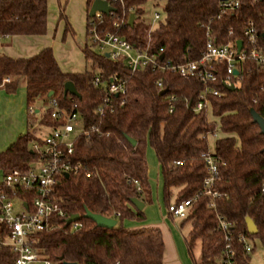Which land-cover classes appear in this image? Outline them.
<instances>
[{
    "label": "trees",
    "instance_id": "1",
    "mask_svg": "<svg viewBox=\"0 0 264 264\" xmlns=\"http://www.w3.org/2000/svg\"><path fill=\"white\" fill-rule=\"evenodd\" d=\"M148 1L161 6L165 15L150 34L143 18ZM219 1L126 0L127 6L135 8L134 20L118 32L134 45L149 43L150 51L159 58L163 55V60L185 62L199 57L208 35L216 43L242 38V29L252 20L263 46L264 0H240L236 11L218 18ZM90 2L87 0L88 7ZM47 12V0H0V37L45 34ZM112 19L109 15L104 17L107 24ZM89 20L88 15L86 38ZM91 47L85 40L82 53L90 68L82 73L62 71L51 47L28 58L0 54V80L11 77L6 85L9 91H15L20 80H24L28 109L37 100L46 102L52 91L60 106L76 105L88 129V134L76 138L74 154L92 174L86 176L80 171L61 178L56 185L61 207L69 215L78 214L82 225L72 230L64 219H57L53 227L35 234L32 248L59 264H163L161 230L154 226L129 228L123 223L145 219L144 211L131 203L132 198L151 202L147 148L154 150L159 162L162 198L168 207L173 189H178L176 201L202 190L207 175L202 155L209 151L206 134L218 126L223 136L215 140L212 154L218 159L213 188L219 195H200L182 224L193 221L195 232L190 240L192 243L200 239L199 264H213L221 257L224 245L216 219L222 215L233 222L231 245L235 263L251 264L238 235L243 233L249 240L258 238L264 245V135L251 116L254 110L264 118V91L260 90L264 70L251 62L244 63L240 84L232 90L225 88L221 78L216 87L223 94L210 98L215 120L208 121L204 110L194 112L189 107L203 88L198 79H183L149 67L130 72L122 59L112 60ZM96 74L102 82L109 83L113 76L125 81V94H112L110 105L104 106L102 113L97 108L106 93L93 85ZM159 78L163 89H167L164 95H160L155 84ZM66 81L73 82L79 97L64 96ZM170 94L176 97L172 113L168 112ZM52 124L49 110L38 116L28 113L26 132L0 152V169L5 173L12 168H25L35 158L29 144L38 138L37 126ZM86 209L114 218L117 224L112 228L98 226L84 216ZM246 217L256 226L253 235L248 233ZM14 258L8 248L0 249V264H13Z\"/></svg>",
    "mask_w": 264,
    "mask_h": 264
},
{
    "label": "built area",
    "instance_id": "2",
    "mask_svg": "<svg viewBox=\"0 0 264 264\" xmlns=\"http://www.w3.org/2000/svg\"><path fill=\"white\" fill-rule=\"evenodd\" d=\"M93 1L91 0L90 6ZM103 1L114 7L115 11H110L108 14L95 11V14L90 16L86 38L88 44L104 56L108 53V58L112 60L122 59L130 72L149 67L151 70L177 75L183 79H198L203 84V88L197 101L189 107L194 112L204 110L208 121L212 120L210 98L220 97L223 94L216 87L221 78L225 88L231 86L236 88L241 81L240 71L244 63L251 62L264 70V45L259 44V33L252 20H249L242 29V38L216 43L215 38L208 35L197 59L173 62L157 57L150 51L149 43L145 46L134 45L118 32L129 24V15L135 10L133 6H127L126 0ZM240 3V0H220L217 17L236 11ZM157 7L161 9V12L154 10L149 13L148 19L144 20L149 27V34L165 17L161 6ZM144 9L145 15L147 11L146 8ZM107 15L113 18L110 24L104 20ZM229 32L231 33V30ZM238 40L242 41L240 49L237 47ZM10 82V76L3 77L0 80V88ZM92 83L106 93V97L97 108L100 113L104 106L110 105L112 94L124 95L126 91L125 81L118 76L111 77L110 82L107 83L102 82L96 74ZM155 84L163 90L162 78L157 79ZM260 90L264 91V83L260 86ZM175 100L174 94L167 96L169 113L174 111ZM42 108L49 110L53 124L42 125L41 129H45V132L38 133V138L30 142V151L35 158L23 169L12 168L6 171L0 179V249L5 247L15 254L13 264H59L34 250L31 246L33 238L37 232L53 227L57 219H64L66 222L70 217L56 197V185L61 178L66 177L65 174L69 176L80 171H84L86 176L92 174V171L87 170L81 161L75 159L76 138L88 134V129L84 127L82 116L76 105L66 108L60 106L55 97L47 96L46 102L37 100L28 110L29 113H35L37 109L39 111ZM220 133L219 127L216 126L213 132L206 134V139L209 136L217 137ZM202 156L207 171L202 190L193 197L173 200L167 207V213L172 217L187 218L202 194L212 197L219 195L213 188L218 175V159L209 151ZM134 183L138 191H141L139 182L135 180ZM216 219L217 229L222 233L224 245L221 257L213 264H236L231 245L233 222L219 214ZM66 224H69L72 230L82 225L78 219ZM238 241L243 244L247 253L251 252L252 246L245 234L240 233Z\"/></svg>",
    "mask_w": 264,
    "mask_h": 264
},
{
    "label": "rangeland",
    "instance_id": "3",
    "mask_svg": "<svg viewBox=\"0 0 264 264\" xmlns=\"http://www.w3.org/2000/svg\"><path fill=\"white\" fill-rule=\"evenodd\" d=\"M147 13L143 15L144 19L154 10L160 11L159 8L152 2L145 3ZM48 26L46 35L43 37L31 36L28 37L27 43L32 47L41 48L43 46L51 47L54 56L58 60L62 68H74L82 69L84 67L82 48L84 46L86 38V0H49L48 1ZM161 12V11H160ZM63 13V15H62ZM67 16V17H64ZM17 39L12 37H0V54L4 53L2 48L7 46H15V49H21L22 43L17 42ZM95 52H98L95 48L91 47ZM86 68H90L86 63ZM18 98H15L17 107L12 111L11 116L6 119L4 129L5 132L0 134V146L4 148L6 144L14 140L16 136L23 132L26 127V105H25V87L24 82H20L16 91ZM21 105L19 107V102ZM47 109L42 108L41 112H45ZM11 112V111H10ZM17 116H16V115ZM212 120H215L211 117ZM16 126V127H14ZM16 130V131H15ZM23 130V131H22ZM39 133L45 132V129H40ZM221 133L219 134L220 137ZM208 139V138H207ZM216 138L211 136L208 139L209 151L215 149ZM2 150V149H0ZM147 163L152 170V185L154 191V200L151 203H147L145 208L146 220L154 222L161 221L165 225L171 226L177 234H182L186 238H192L194 236L195 228L193 221L189 220L187 225H181V221L176 218L169 217L166 212V205L162 201V182L160 172L157 170V160L155 154L147 155ZM158 173V175H157ZM178 195V189L172 190L171 199H175ZM145 220V219H144ZM132 221V220H131ZM130 220L125 221L127 227ZM138 223V221H132V223ZM188 224H192V228L188 230ZM181 237V235H180ZM193 242V255L189 257L187 255V264H199L201 256V243L200 239L196 238ZM184 243V242H183ZM252 251L249 253L251 264H264V245L258 238L250 239ZM186 249V247H185ZM193 261V262H192ZM167 263V261L165 262Z\"/></svg>",
    "mask_w": 264,
    "mask_h": 264
},
{
    "label": "crops",
    "instance_id": "4",
    "mask_svg": "<svg viewBox=\"0 0 264 264\" xmlns=\"http://www.w3.org/2000/svg\"><path fill=\"white\" fill-rule=\"evenodd\" d=\"M48 1L49 0H47V9H48ZM89 7L87 6V0H86V11H87L86 24H87V16H88ZM62 15H63V13H62ZM48 16H49V12H47V26H48ZM64 17H67V16L64 15ZM46 32H47V30H46ZM45 35H46V33L43 34V35L3 36V37L20 38V39H17V42H21L22 43V46H21L22 48L21 49H19V48L15 49V46L14 47L7 46L5 48H2L3 51H5V52L1 53V54H4V55L12 57V58H28V57H31V56L39 53L42 49L46 48L47 46H43L40 49L37 48V47L32 48L27 43V41H28L27 38L31 37V36L43 37ZM85 40H86V38H85ZM1 47L2 46L0 45V48ZM57 62H58V60H57ZM83 62H84V67L82 69L62 68V66H60L59 62H58V64H59L61 70L64 71V72L82 73V72H84L86 70V61H85L84 56H83ZM20 82H24V80H20ZM20 82H19V84H20ZM19 84H18V86H19ZM6 85H5V87L0 88V134L5 132L4 125H5L6 119L9 116L12 115L10 113H12V111H14L16 109V107H17V102L15 101V98L16 97L18 98V95H16L17 94L16 91H17L18 87L16 88L15 91H9L7 89V87H6ZM24 87H25V84H24ZM24 100H25L26 111H27V114H26V127H25L24 131L22 130L23 132H20L16 136V138L20 134L25 133L26 130H27V117H28V113H29L28 111L29 110H28L27 100H26V89H25ZM20 105H21V101L19 102V107H20ZM40 112H41V110L38 111V109L35 111L37 116H38V113H40ZM41 126L42 125L37 126L38 127L37 128L38 131L41 129ZM14 127H16V126H14ZM222 136H223V134L221 133L220 137L218 135L215 138L216 139L217 138H221ZM210 137L211 136H209L208 139ZM16 138L14 140L10 141L8 144H6V146H4V148H2V146H0V149H2V150H0V152L4 151L12 142H14L16 140ZM208 139H207V142H208ZM208 150H209V148H208ZM214 151H215V149H213V151H209V152L210 153H214ZM151 154H155V152H154V150L152 148L148 147L147 151H146V157H147V155H149V157H150ZM156 160H157V158H156ZM156 166H157V170L160 172V175H161V169H160V165H159L158 160H157V165ZM3 174H4L3 170L0 169V179L3 176ZM157 175H158V173H157ZM152 176H153L152 170H151L150 166L148 165V178H149V183H150V186H151V202L154 200V191H153V185H152V180H151ZM161 182H162V176H161ZM173 200H175V199H171V202ZM162 201H163V198H162ZM145 208H147V203H145V206H144V208L142 210L145 211ZM166 212H167V207H166ZM144 214H145V212H144ZM167 215L169 217H172L168 213H167ZM172 218H176V217H172ZM176 219H178V218H176ZM179 220L181 221V225L182 226L183 225H187V223H188L187 222L185 224H182V220H184V219H179ZM125 221L126 220H124V222H123L124 225H125ZM132 221H134V220H132ZM132 221L130 220L129 225L131 224L133 226H131L129 228H136V227H141V226H154V227H158L161 230L163 241H164L163 264H187V262H188L187 261V255L189 257H191L193 255V253H192L193 252V242L191 243V240L189 239V237L186 238L182 234H180L181 235V237H180V235L177 234L176 231L171 226L165 225V223H162L161 221L154 222V221H151V220H146V215H145V220H143L141 222H138V223L136 222L134 224V223H132ZM190 227L192 228V224H190V226L188 224V230L189 229L191 230ZM185 247H186V249H185ZM166 261H167V263H165ZM193 264H194V262H193Z\"/></svg>",
    "mask_w": 264,
    "mask_h": 264
},
{
    "label": "water",
    "instance_id": "5",
    "mask_svg": "<svg viewBox=\"0 0 264 264\" xmlns=\"http://www.w3.org/2000/svg\"><path fill=\"white\" fill-rule=\"evenodd\" d=\"M95 11H101L103 13L108 14L110 11H115L114 7H111L110 5H108L107 2L103 1V0H94L89 8L88 11V15L89 16H93L95 14ZM134 20V14L131 13L129 15V24L132 25ZM262 37L264 39V32L262 33ZM242 46V41L238 40L237 41V47L238 49H240ZM106 57H108V53L105 54ZM160 59H163V55H160ZM228 89H234L233 86L228 87ZM167 92V89H163L160 91V95H164ZM63 94L64 96H66L67 94H71L74 96L79 97V93L77 92L74 84L72 81H66L63 85ZM48 96H52L53 92H49L47 94ZM251 116L253 118V121L255 123L258 124L261 133L264 135V118L261 117L259 114H257L254 110H251ZM133 144H135V141L128 138ZM32 153V151H30ZM66 177H68V174H65ZM131 203L134 205V207L138 210H142L145 206V203L138 199V198H132L131 199ZM84 216L86 218H89L91 220H93L98 226L101 227H107V228H112L117 224V220L111 217H106L104 215L101 214H95L92 213L91 211H89L88 209L85 210V214ZM79 218L78 214H72L70 215V217L66 220L67 223L73 222L75 220H77ZM246 225H247V230L248 233L253 235L256 233L257 229L255 224L253 223V221L249 218L246 217ZM65 264H77L75 262H66Z\"/></svg>",
    "mask_w": 264,
    "mask_h": 264
}]
</instances>
